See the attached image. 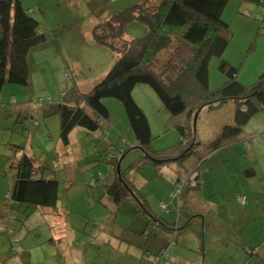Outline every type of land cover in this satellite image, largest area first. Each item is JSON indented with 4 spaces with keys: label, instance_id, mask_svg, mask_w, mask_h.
Listing matches in <instances>:
<instances>
[{
    "label": "rangeland",
    "instance_id": "1",
    "mask_svg": "<svg viewBox=\"0 0 264 264\" xmlns=\"http://www.w3.org/2000/svg\"><path fill=\"white\" fill-rule=\"evenodd\" d=\"M13 1H20L24 9L30 12V16L40 24L39 30L50 33L54 39L31 50L28 57L29 84L27 86L7 84L0 93L3 106L0 109V228L4 226L6 230L5 232L0 231V264H137L139 258L134 259L130 256H123V263H114L108 256V252H114L117 256L124 250H113L100 241L102 235L111 233L110 229L114 225L109 212L98 204V198L95 201L91 199V196L96 197L99 193L98 189L88 188L91 177L94 175L93 178L97 179L99 175L106 177L111 173L117 179L121 175L124 181L129 182L138 190L137 197L145 201L150 211L154 213H161L164 210L161 209L162 203L172 202L169 195L176 181L184 183L185 193L180 199L185 197L184 200H187L189 191L194 192L195 182L186 183L193 175H196L195 172L198 174V172L206 171V164L200 166L201 161L208 156L206 145L219 132L220 127L228 122L227 118L232 115L233 105L229 103L223 108L205 107L192 116L186 114L171 116L154 90L148 85L139 84L133 89L132 98L146 116L150 127L153 140L150 143L148 154L153 155V152L163 151L178 144L181 137L177 128L184 126L187 127L185 129L187 135L195 134L197 147L201 146L200 151L204 148L206 151L196 158L191 155L178 161L159 164L147 161V159H145L146 162L139 160L144 155L134 148L137 143L132 146L136 140L122 101L105 98L102 104L108 112V124L103 123L97 132H86V136L80 138L83 144L81 145L84 146L83 151L80 152L81 161L71 148L62 147L60 149V143L56 146L59 141V116L56 112L50 113L44 109L47 107L51 111V106L56 105L72 86L75 89L79 88L81 93L89 92L94 84L108 73L113 65L115 54L112 50L93 41L91 27L105 15L119 13L134 6L139 0ZM147 3L145 8L150 6L149 2ZM222 21L228 25L231 39L221 60L212 58L209 62L208 88L213 90L226 81L219 71L222 60L238 70L237 79L242 85L251 86L264 73V6L249 4L243 0H229L223 11ZM146 32V27L135 21L127 27L126 39L129 41L139 38ZM192 56L191 49L176 44L171 53L157 60L154 70L156 72L167 71L166 82L172 81L176 77V69L183 66ZM170 66L172 69L168 71ZM66 73L70 74V79L67 78ZM14 98L17 101L16 106L9 104V101ZM34 100L38 101V104H33ZM6 114L10 115L9 118L3 117ZM47 120V126H45ZM34 122L40 124L38 128V130L41 129L40 131L37 129L35 131L37 126H33ZM262 123H264V112L258 114L252 121L250 120L246 129L253 131V133H248L253 135V138L251 142L236 145L235 148H240L237 151V160L245 161V158H248L245 155V148L249 150L250 146H253L256 150L257 147L254 145L264 141V134L258 136L254 131L262 126ZM260 131L263 132V130ZM20 148L27 150L29 156L36 158V163L41 161L45 168L42 171L46 172L47 179L58 181L57 209L51 212L50 216L38 213L33 217L30 213L36 210H31L28 212V218L23 212V207L15 204L13 206L11 202L4 199L11 184L9 174L13 170L8 167V162L10 159L19 158V153L16 151ZM111 148L113 151H110ZM232 148L234 147L209 158L217 179L215 181L210 174L213 188L205 187L203 192L211 200L219 202V199L212 194L215 191H221L227 200L229 194L238 188L239 181L235 178L236 161H233L236 159L229 157V153L233 152ZM246 152L248 153L247 150ZM121 153L126 154L123 156ZM240 153L243 155H239ZM105 156L115 157L117 161L113 163L118 162V166L104 162L101 166H97L96 163L100 161V158L104 160ZM199 157L202 158L201 161ZM137 161L139 162L136 167L128 170L130 163ZM258 162L263 164V160H258ZM74 167L76 169L73 170ZM228 175L231 178H228ZM261 175L259 172V177ZM259 184L264 187V181ZM240 191H242L240 195L247 200L246 205L248 204L250 208L249 212L252 213L255 210V204L251 193L248 192L246 186ZM191 199L193 201V198ZM102 201L108 202L106 198H102ZM109 207L112 209L111 205ZM197 207L200 213L205 212L210 216L214 214L209 204L205 208H209L210 213L200 203ZM135 212L142 213L141 206L138 210L118 209L115 213L117 225L120 224L127 229L131 228L134 223L137 230L141 229L144 217L142 214L135 215ZM183 212V209H180V214H178L182 220ZM7 215L17 217L15 223L9 222L13 229L12 234L7 231L5 222ZM174 215L175 213L164 212L162 216L172 220ZM56 216L61 217L56 218ZM179 226L185 225L180 224ZM148 232L150 230L146 231ZM247 235V233L243 235L244 240L247 239ZM205 237L207 240L208 235L205 234ZM11 241L15 243L13 246ZM174 242L175 237L169 249ZM241 242L244 243L242 240ZM219 243H226L231 249L235 239L232 235L220 238ZM135 246L138 252H142L146 258L148 254L143 248V243L139 240ZM215 246L216 243L210 247L206 246L204 250H214ZM11 247H14L16 251ZM112 247L116 249L115 246ZM260 249L256 250L258 255L250 258V264L252 261L258 264L264 258V245ZM182 256L187 261L194 260L193 255L182 254ZM155 257L151 254L146 259L152 260ZM167 257L164 258L167 259L163 261L164 263L161 262L163 260L161 257L158 260L161 262L159 264H169L170 258ZM214 257V255L208 256V264ZM222 259H224L223 264H243L244 261L243 256L238 259L232 256L230 259L228 254Z\"/></svg>",
    "mask_w": 264,
    "mask_h": 264
},
{
    "label": "trees",
    "instance_id": "2",
    "mask_svg": "<svg viewBox=\"0 0 264 264\" xmlns=\"http://www.w3.org/2000/svg\"><path fill=\"white\" fill-rule=\"evenodd\" d=\"M243 1L264 6V0ZM147 2L150 6L145 8ZM228 2L229 0H139L134 6L119 13L105 15L94 23L91 27L93 41L112 50L115 59L108 73L95 83L89 92L81 93L79 88L75 89L72 86L56 105L51 106V111L45 106L44 111L56 112L59 116L61 144L69 145L70 134L76 128L95 133L101 128V124H108V112L102 100L115 98L122 101L125 108L137 143L134 148L140 150L147 161L159 164L185 159L192 154L197 157L200 153H204L205 148L200 151L201 146L197 147L195 134L187 135L185 133L187 127L184 126L177 128L181 137L178 144L163 151L153 152V155L148 154L153 140L150 127L146 116L132 98L133 89L139 84L150 86L171 116L183 114L192 116L205 107L223 108L229 103L234 105L232 123L223 125L206 145L208 156L206 155L204 160L199 157L200 161L202 160L200 166L207 161V158L233 145L251 142L253 135L247 132L244 135V131L252 118L264 112V73L255 84L246 87L237 79L238 70L222 60L219 71L226 81L213 90L208 88L209 62L212 58L221 60L231 39L228 25L222 21V14ZM135 21L145 26L147 32L139 38L128 41L127 27ZM39 29L40 24L30 16V12L24 9L20 1L0 0V93L7 84L19 86L29 84L28 57L31 50L54 39L50 33L41 32ZM176 44L191 49L193 56L176 69L175 79L166 82L167 71L156 72L154 65L165 54L171 53ZM171 69L172 66L168 68V71ZM66 74L70 79V74ZM32 103L38 104V101L34 100ZM9 104L16 106V99L10 100ZM2 107L0 100V108ZM33 125L37 126L38 123L34 122ZM192 144L193 147L188 150ZM110 151H113V148ZM16 152L19 153V158L10 159L8 162L9 167L15 171L14 186L6 193L4 199L11 202L13 206L15 204L23 207L24 214L29 208L35 210L47 208L55 211L58 203V182L37 175L36 162L28 155L27 150L20 148ZM113 161L115 159L112 160L111 156H105L104 160L100 158L96 164L101 166L104 162L117 167V162L113 163ZM118 172H120L119 169ZM248 174L251 176L253 172L250 171ZM93 176L88 183V188L98 189L99 193L102 191L103 196L98 197V204L103 206L109 214L114 213L102 201V198H110V201L114 199V203L129 202L135 210L141 206V214L151 226L150 232L142 234V238L145 239L151 235L162 239V242L170 246L176 236V224L173 221H166L162 215L164 212L180 214L177 206L170 207V204L162 203V210V205H166L161 212L162 215L154 213L148 209L145 201L137 197L138 190L124 181L121 175L117 177L119 181L117 198H114V184L107 183L102 175H99L97 179ZM195 180L194 187L200 189L201 183L197 178ZM177 185L181 186V193L177 198L180 202L183 184L180 181L175 182L172 190ZM243 197L237 198V202L242 206L247 202ZM172 201L175 203L176 200L172 199ZM16 221L17 217L5 218L7 231L10 234L13 229L9 222ZM0 231L5 232V227L0 228ZM163 235L166 237L162 238ZM11 244L13 246L15 243L11 241ZM11 248L15 250L14 247ZM243 249L248 262L253 255H258L257 246L243 247ZM168 251L163 250L156 255L155 263L159 264L158 260L168 254ZM210 263L218 264L216 260Z\"/></svg>",
    "mask_w": 264,
    "mask_h": 264
},
{
    "label": "crops",
    "instance_id": "3",
    "mask_svg": "<svg viewBox=\"0 0 264 264\" xmlns=\"http://www.w3.org/2000/svg\"><path fill=\"white\" fill-rule=\"evenodd\" d=\"M17 113L19 116L18 110H17ZM13 115L15 116L16 114H13ZM8 116H10V115L9 114L3 115L4 118H9ZM233 117H234V105L232 106V115L230 118H227L228 122L225 124H231L233 121ZM254 118H252L251 121ZM47 122H48V120L45 122V126H47ZM262 124L263 125L258 127V129H254V131L257 132L256 134H258V136L259 135L262 136V134H264V123H262ZM247 125H246V127H248ZM33 126H35V125H33ZM39 127H40V124L38 123L37 127H35V131H36V129L38 130ZM246 127H245V132L253 133V131H249L251 129H249V128L246 129ZM40 130L41 129H39L38 131H40ZM260 130H263V132ZM259 132L260 133L262 132V133L260 134ZM85 134H86L85 130H83L81 128H76L70 134V137H69L70 142H69L68 146H63L60 141H58L56 143V146H58V144L60 143V145H59L60 149L62 147H64V149L71 148V150L77 155V158L81 159L82 155L80 154V152L83 151L84 146H82L83 144L80 142V138L83 136H86ZM257 140L261 141L259 139H257ZM127 141H128V139H127ZM77 142H78V144H77ZM135 145H136V141H135V143H132V146H135ZM254 146L257 147L256 150L254 149L255 147H253V146L252 147L250 146L249 150L247 148H245V155L248 156V158H245V161L242 159L237 160V155H238L237 151H239L240 148H235V147H237L236 145L232 146V147H234V148H232L233 152L229 153V157L236 159V160H233L234 162L236 161L235 166L237 167L236 173H235V178L239 181V183H238L237 190L233 191L231 194H229L227 200L221 191H215L212 193L216 198L219 199V202H217L216 200H211L210 197H206L205 193L203 192V188H205V187H208L209 189L213 188L212 187L213 184L210 180V174L213 176L215 181L217 179L216 174H214V172H213L214 171L213 164L208 158H207V161H204L205 162L204 164L207 165L206 171L204 170V172L203 171L198 172V174L195 172L196 175H193L190 179L188 178L189 180L187 181L186 184H188V182H190V181L195 182L196 181L195 179L197 178L198 181L201 183L200 188H202V189L200 190L199 188L194 187V192L189 191L190 194L187 195V197H188L187 200H184L185 199V197H184L182 199L183 201L180 200V202L178 200H176L175 203H173L174 201H172V202L170 201V203H169L170 207L177 206L179 208V210L183 209V211H184L183 215H182L183 220H182L180 215L175 214L172 217L173 223L176 224L177 229L175 230V232H176L175 244L172 245V247H170V249H169V246H167L164 242H162V239L154 238L151 235H149V237H145V240L142 238V234H145L146 231H148L149 228L151 227L149 224H147V220L145 218H142V222H141V226H140L141 229H143L142 231H141V229L137 230L136 229L137 227H135L134 223H133L131 228L129 227L127 229L123 228L120 224L117 225V223H116L117 219H115V217H116L115 213L117 212V210L123 209V208H125V209L129 208V209L135 210V207L129 202H127V203L126 202L125 203L124 202L114 203L113 202V201H115L114 199H111V201H112L111 202L110 198L108 199L105 197L108 200V202L105 203L108 206V208L110 209L109 205L112 206L111 211L114 214L110 213V215L112 217L113 225L115 228L113 227L110 229L111 233L108 232V233H106V235H102V240H100V241L104 242L107 247H111L113 250H118V249L124 250V251H121V253L117 254V256L114 254V252H112V253L108 252V256L109 257L112 256L111 261H113L114 263L115 262L120 263V262H122L123 256H127V257L130 256V258H134V259L139 258L137 264H155L154 258L152 260H148L146 258L151 256V254H153V256H156V255L160 254L161 251H163L165 249H167V251H168V249H169L168 254L163 256V258H162L163 260L161 262L166 261L167 259H164V258L166 256H168L167 258H170V260L168 261L169 264H208V256L214 255L215 257L213 258L212 261H214V259H216V262L218 264H223L224 259H219V258H223L225 255L228 254V255H230V259L232 258V256H235L237 259L243 256L244 257L243 264H250L251 260H250V262H248V258L244 252L243 247H255V246H257L258 249H260L261 246L264 245V187L261 184H259V182L264 181V141L258 142V144L254 145ZM258 146H260V147H258ZM246 150L248 151V153L246 152ZM258 150H260V151H258ZM197 153H198V151H197ZM125 154H122V155L125 156ZM239 155H243V154L240 153ZM30 157H32V156H30ZM192 157L196 158V155L192 154ZM32 158L36 162V158H34V157H32ZM114 159H115V157H112V160H114ZM139 160L146 162L145 156H143V158L139 159ZM258 160H263V164H259ZM81 161H82V159H81ZM115 161H116V159H115ZM38 162H40V163H36L37 175L43 176L44 178H46V175H45L46 172L42 171V169H45V168L42 166L41 161H38ZM138 162L139 161H137L135 163H133V162L130 163L128 170H130V169L133 170V168L136 167V164H138ZM228 162H229V160H228ZM117 164H118V162H117ZM218 165L219 164H217V166ZM8 167H9V164H8ZM74 169H76V167H74L73 170ZM250 171L253 172V175H251V176L248 174ZM258 171L262 174L260 177H259ZM41 172H43L42 175H40ZM12 174H13V177H11ZM110 176L111 175L105 177V180L109 184H114V190H115L114 198L115 197L117 198L119 196V191H118L119 190V184H117V183H119V181H118V178L115 179V177L113 175L111 177ZM227 177L231 178L230 175H228ZM10 178H11V184H10L9 189L7 191H10L14 186V181H15L14 169L12 170L11 174H9V180H10ZM176 182H178V181H176ZM195 183H194V185H195ZM182 184H183L182 194H184L185 193L184 192V183L182 182ZM131 186L133 188H135L133 185H131ZM244 186H246V188L248 189V192L251 193V198L255 204V210L252 213L249 212L250 208H249L248 204L247 205L245 204L246 206H242L237 202V198L239 196H242V195H240V194H242V191H240V189ZM58 187H59V185H58ZM224 189H225V187H224ZM91 195H92V193H91ZM100 196H101V193H98V194H96V197L91 196V199L93 201H95ZM247 196H248V194H247ZM191 198H193V201H191L192 200ZM206 200L208 203L206 202ZM199 203L204 208L207 204H209L211 206L212 212L214 211V214L210 216L209 214H207L205 212L200 213L198 211V207H197L199 205ZM132 207H134V208H132ZM148 209H149V207H148ZM205 209L207 211L209 210V208H205ZM26 210H27V212H25V216L29 218L28 212H30L31 210H35V209L29 208ZM40 210L42 212H40ZM115 210H116V212H114ZM51 212H53V210H51V209H47V208L46 209L45 208L40 209L39 208V209H36L35 212L32 211L30 213V215H32L34 217L39 213V214L50 216ZM134 214L137 215L138 213L135 212ZM60 217L61 216H56V218H60ZM54 218H55V216H54ZM164 219H166V216ZM50 220L52 221L51 217H50ZM172 220L166 219V221H172ZM133 221H134V219H133ZM185 222H186V224H185ZM180 224H183L185 226H183V227L179 226ZM255 226H256V228H254ZM64 233H66V231H64ZM245 233L248 234L246 240L243 239V235ZM205 234L208 235L207 240H205V238H206ZM232 235H233V238L235 239V243L233 244L231 249L228 248L226 243H219L220 238H227L228 236H232ZM103 236H105V237H103ZM165 237H166V235L162 236V238H165ZM139 240L143 243V248H145L144 250H147V251H145L148 254L146 256V258L144 257V254H142V252H138V250L135 246V243ZM241 240L244 242L243 244H242ZM215 243H216V246L213 248L214 250H204V248H206V246L210 247L211 245H213ZM111 245L115 246L116 249L113 248ZM223 248H224V250H222ZM150 252H151V254H150ZM182 254L193 255L194 260L193 261H187L186 258H184V256H182ZM263 257H264V255H263ZM217 259H219V260H217ZM209 264H211L210 261H209ZM252 264H256V263L252 261ZM258 264H264V258Z\"/></svg>",
    "mask_w": 264,
    "mask_h": 264
},
{
    "label": "built area",
    "instance_id": "4",
    "mask_svg": "<svg viewBox=\"0 0 264 264\" xmlns=\"http://www.w3.org/2000/svg\"><path fill=\"white\" fill-rule=\"evenodd\" d=\"M180 189H181V186H180V185H177V186L171 191V193H170V197H171V199H173V200H178L177 198L179 197V195H180V193H181ZM162 208H163V209L166 208V205H162Z\"/></svg>",
    "mask_w": 264,
    "mask_h": 264
},
{
    "label": "water",
    "instance_id": "5",
    "mask_svg": "<svg viewBox=\"0 0 264 264\" xmlns=\"http://www.w3.org/2000/svg\"><path fill=\"white\" fill-rule=\"evenodd\" d=\"M193 147V144L189 147V149L188 150H190L191 148Z\"/></svg>",
    "mask_w": 264,
    "mask_h": 264
}]
</instances>
